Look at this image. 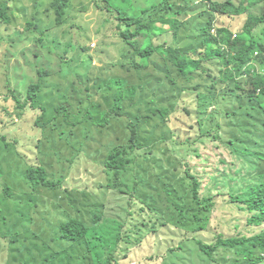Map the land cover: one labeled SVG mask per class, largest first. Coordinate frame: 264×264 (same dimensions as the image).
Returning a JSON list of instances; mask_svg holds the SVG:
<instances>
[{"label": "rangeland", "instance_id": "rangeland-1", "mask_svg": "<svg viewBox=\"0 0 264 264\" xmlns=\"http://www.w3.org/2000/svg\"><path fill=\"white\" fill-rule=\"evenodd\" d=\"M68 2L63 4L62 25L59 26L56 22L60 9L58 0H0V6L9 5L12 18L10 26H0L5 40L0 48V264H30L27 260L32 258L38 260L31 264H42L50 258L48 247L34 234L19 227L21 219L14 224L19 216L18 208H21L19 201L23 200V207H26L29 199H25L26 196L8 199L4 194L8 185L14 187L15 192L20 188L18 175L23 174L27 157L39 158L54 180L65 178L66 188L85 192L66 195L61 191L41 189L39 207L53 211L57 204H62L75 216L91 222L95 202L102 200L106 191L103 164L115 146L131 144L132 125H138L140 133L139 197L145 198L150 205L162 204L168 198V192H164L171 182L187 180L186 164L191 166V173L201 179L203 192L212 188L213 194H218L220 188L216 186L215 177L221 179L230 170L234 175L240 168L232 165L234 158L220 141L229 144L242 138L254 143L264 135L244 119L241 108L248 105L246 99L236 101L233 106L229 99L219 100L216 106L207 109L202 106L197 112L199 104L195 96H201L203 105L211 93L210 82L199 75L196 82H200L201 87L194 90L193 83L192 92L184 93L173 82L176 75L168 69L165 51L152 59L150 68L144 67L142 58L136 59L135 51L123 41L121 35L125 29L120 30L113 17L94 5L100 1ZM177 5L186 9L182 3ZM198 10L188 18L189 33L196 27L201 13L209 14L204 6H199ZM164 12L162 6L157 14ZM215 19L216 29L227 27L240 35L243 19L229 20L220 16ZM180 21L183 23L185 19ZM184 29L178 36L169 34L164 41L154 40L155 46L192 54L196 45L187 40L188 33ZM140 41L145 43L143 39ZM39 69L50 75L44 81L41 98L37 99V105H47L50 109L46 120L55 115L54 106L61 98L67 99L73 121L81 119L89 108L92 120L73 128L55 121L41 129L35 125L38 116L33 110L17 109L11 92L24 101L29 86L39 81ZM116 79L137 86V96L134 101L123 103L121 116L112 115L106 119L119 105L118 87L113 82ZM159 105L171 108L167 122L155 114ZM186 108L190 109V114ZM235 110L236 116L230 119L228 116ZM246 129L250 134L244 136ZM203 133L206 137L198 142ZM214 136H219L220 140L215 141ZM186 141L197 143L179 146ZM117 197L111 198L110 210L122 206L123 201ZM141 256H136V262ZM225 262L229 264L234 260L227 254L220 260L222 264ZM55 263L81 264L82 261L79 257L57 258Z\"/></svg>", "mask_w": 264, "mask_h": 264}, {"label": "trees", "instance_id": "trees-1", "mask_svg": "<svg viewBox=\"0 0 264 264\" xmlns=\"http://www.w3.org/2000/svg\"><path fill=\"white\" fill-rule=\"evenodd\" d=\"M97 1H100L94 3L97 9L113 17L120 30L125 29L121 37L135 51L134 57L142 58L144 67L150 68L152 59L165 51L168 69L176 75L173 82L184 93L192 92L193 83L194 90L201 87L200 82H196L199 75L210 82L211 93L203 105L201 96H195L199 104L197 112L202 106L206 109L216 106L219 100L229 99L233 106L236 101L246 99L248 105L241 108L244 119L264 134V0H226L222 3L207 0L217 16L229 20L243 19L242 31L236 35L231 28L216 29L212 15H208L210 21L202 15L200 20L207 21H197L196 27L190 29L191 33L190 27L185 24L187 40L196 45L192 54L176 48L166 51L155 46L154 40L164 41L169 34L178 36L184 27L181 18L186 19L199 11L196 0ZM58 2L60 9L57 10L56 22L61 26V10L65 8L63 4L69 2ZM178 3H186L189 11L183 14ZM162 6L165 12L158 15ZM9 11L8 4L0 6V26L11 25ZM167 14L180 18L179 22ZM213 30L216 31L215 36L212 35ZM4 42L0 30V48ZM38 75L39 81L29 86L24 101L11 92L17 109L23 111L29 108L37 114V128L43 129L55 121H62L68 128H73L92 120L89 108L81 119L73 121L68 101L63 98L54 106L55 115L46 120L50 109L47 105H37V99L41 98L44 81L50 75L42 69H39ZM113 82L118 87L116 99L119 105L107 114L106 119L112 115L121 116L123 103L134 101L137 96V86L124 79ZM185 111L191 113L189 108ZM236 111L228 117L234 119ZM155 114L167 122L171 108L159 105ZM199 117L202 121V116ZM137 126H131L130 145L115 146L107 155L103 164L107 177L106 191L103 192V199L95 202L91 222L75 216L62 204H57L53 211L39 207L37 201L41 189L61 191L66 195L85 194L83 190L66 188L65 178L54 180L39 158L27 157L24 172L18 175L20 188L17 192L11 185L4 190L8 199L15 196L29 199L26 207H23V200L19 201L21 208H18L19 216L14 224L21 219L19 227L34 234L48 247L50 258L42 264H57V258L75 257H79L81 264H222L220 260L227 254L234 260L229 264H264V135L254 143L242 138L229 144L220 141L233 156L232 165L240 168L235 170L234 175L230 170L221 179L215 177L216 186L220 188L218 194L214 195L212 188L207 193L203 192L201 179L192 174L191 166L186 164L187 180L171 182L164 192H168V198L162 204L156 202L150 205L145 198L139 197L141 146ZM249 134L246 129L244 136ZM202 137H206V133L201 134L197 141ZM214 140L219 141V136H214ZM197 141L178 145L194 146ZM24 187L28 190L25 191ZM222 189L226 193L224 190L221 192ZM113 195L118 196L123 204L110 210ZM141 254L136 262V256ZM37 260L32 258L27 261L31 264Z\"/></svg>", "mask_w": 264, "mask_h": 264}, {"label": "clouds", "instance_id": "clouds-1", "mask_svg": "<svg viewBox=\"0 0 264 264\" xmlns=\"http://www.w3.org/2000/svg\"><path fill=\"white\" fill-rule=\"evenodd\" d=\"M214 1H217V0H214ZM226 1V0H225ZM224 1V2H225ZM234 1V0H233ZM184 4V6L186 7V9H183L182 7H181V10H182V13L183 14H186L187 13V11H189L188 9H189V7H187L186 6V3H183ZM195 5H196V8H197V10H198V7L200 6V7H202V6H206L205 8H207V10L209 11L208 13L209 14H211L212 15V17H213V19H217V15L213 12V8L211 7V4L210 3H208L207 2V0H196L195 1ZM211 9V10H210ZM185 10V11H184ZM196 13V12H195ZM195 13H193V14H195ZM209 14H207V15H205V17H207V20L208 21H210V18H209ZM190 15H192V14H190ZM190 15L185 19V21L183 22L184 23V27L186 26V25H188L189 26V24H188V22H190V20H188V18L190 17ZM202 15H204L203 13H201L200 14V16H202ZM199 16V18L198 19H201V17ZM207 20H199V21H207ZM186 24V25H185ZM185 28H187V27H185ZM185 30V29H184ZM215 34H216V31L215 30H213V32H212V35H214L215 36ZM256 56H258V55H256Z\"/></svg>", "mask_w": 264, "mask_h": 264}]
</instances>
